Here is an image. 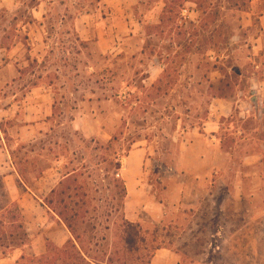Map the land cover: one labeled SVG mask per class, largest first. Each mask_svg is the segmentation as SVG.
Returning <instances> with one entry per match:
<instances>
[{
	"label": "rangeland",
	"instance_id": "374dc122",
	"mask_svg": "<svg viewBox=\"0 0 264 264\" xmlns=\"http://www.w3.org/2000/svg\"><path fill=\"white\" fill-rule=\"evenodd\" d=\"M164 2L0 0V46L16 52L0 71V108L22 106L0 111V233L24 223L37 238L0 248V264L46 253L52 243L42 234L63 222L60 211L97 254L117 246L128 218L125 173L136 160L135 186L150 207L138 213L142 243L131 264H264V192L252 188L240 208L234 203V181L253 171L244 153L264 132L231 150L223 136L230 154L202 135L216 97L227 99L235 122L240 109L251 125L264 122V0H179L171 13ZM31 87L37 114L24 122ZM204 158L222 170L213 181L222 173L223 187L210 198L206 177L182 207L191 168L206 166ZM12 167L15 180L6 178ZM62 191L78 205L66 210Z\"/></svg>",
	"mask_w": 264,
	"mask_h": 264
},
{
	"label": "crops",
	"instance_id": "0c3cea01",
	"mask_svg": "<svg viewBox=\"0 0 264 264\" xmlns=\"http://www.w3.org/2000/svg\"><path fill=\"white\" fill-rule=\"evenodd\" d=\"M37 11L38 9L36 7H33L31 12L35 13ZM2 39L5 40L4 38ZM13 53H16L13 51V49H9L6 46H0V71L8 70L7 69L8 66L12 63V61H14ZM3 79H5L3 76L0 77V85H6ZM262 82L261 80L258 81V84L260 85L259 86L260 89H263L261 88ZM35 90H36V87H31L28 91V94L25 96V99L23 100V104L25 106L24 107L25 112L21 114V117H22L21 121H24V122L31 121L33 117L36 116L37 114L39 98L33 99V97L31 96ZM29 96L31 98H29ZM253 97L255 98L254 101L252 100L253 105L255 108H257L258 100H260V97L252 96L251 99ZM216 98L218 102L215 104V110H212L214 111V114L211 112L210 116L203 124L204 132L202 133V135L210 136V140L214 142L213 146L216 145L218 147V149L217 148L216 149L219 150L220 153L230 154L229 150H231L232 146L234 147V145L238 146L239 140L245 141L246 139L249 141L250 140L249 137H251V140H254L255 136L264 132V122H262L261 125H257V124L255 126L251 125L250 117L246 116L248 112L245 113L244 111H242L239 105H237V107H239L240 110L238 111V115L236 116L237 124L235 125L236 122L234 121L231 107H229V103L227 102V99L218 98V97ZM17 104L18 103L10 104V105L6 104L5 106H2L0 108V111L8 112V111L14 110L16 107L18 108L22 107L21 104L19 106H17ZM80 121H81V118L79 119V117H76L72 122L79 123ZM223 136L229 137L231 139L229 150L224 149L222 147L223 144L221 142L222 141L221 139ZM259 142H256L257 149L255 151H249L247 153H244V157H243L242 165L244 167L253 169V171L249 173L251 177L248 178V177H238L237 176V181H234V203L235 205H237L238 208H240L239 206L242 204L243 199H246L248 191H250L252 188L256 192H259V191L264 192V166H263L264 164V140L262 139V141L260 140ZM194 149H196V147L191 146V153L194 151ZM138 153H141V152H138ZM137 157L138 159L139 157L141 158L142 154L134 155L133 158L130 154L128 158L136 159ZM201 161H203L206 164V166H201L199 169L197 168L195 170L191 168L192 169L191 174H192V177H194L193 178L194 184L192 183L191 187H184L182 189L183 191L182 199H180V201H182V205H181L182 207L191 205L190 202H188L189 201L188 199H191V198L194 199L196 196H198L197 195V192L199 191L198 188L199 186H202L203 181L207 179L206 177L211 176V181L207 182L208 183L207 187L209 188V191L212 192V193L208 192V196L210 198L213 199L214 197H216V194H215L216 190L218 191L221 187H223L224 182H223L222 173L220 174V179L222 180L213 181V175L218 174V172H221L222 170L216 167V163L210 161L209 159L204 158V159H201ZM137 164H138L137 160L130 163L128 165L127 172L126 173L124 172L125 177H126L125 178L126 180V197H125L126 204L125 206H126V211H127L126 215H128L126 217H128L127 218L128 221L132 223H135L138 220V213L140 211H143L146 208L150 207V201H149L148 196L145 195L139 189H137V187L135 186V180H137V177H138V174L136 173L138 170ZM12 168H13L12 171L16 174H14L11 171L10 175L6 176V178L15 180L16 179L15 175L18 176V173L14 167ZM197 172H201L200 175ZM124 173H122V175H124ZM67 177H69V174L68 175L66 174L65 178ZM248 197H251V196H248ZM196 202L198 204L200 200L198 199L196 200ZM210 202H212L211 199H210ZM45 207L49 209L47 206ZM40 214H42L41 217H44V214L42 212ZM49 224H50V227L52 228H50V230L48 231H44L42 234V238L45 240V243L49 241L52 243V245L56 247H62L72 238L71 233L69 232L68 228L59 218L57 220L50 221ZM23 225H24L27 237L30 239L29 241H31L30 237L32 236L29 234V230L25 227L24 223ZM36 225L37 227H40L42 224L41 222L38 221ZM35 238L36 237L34 236L32 237L34 241L37 240V238L36 239ZM33 242H31L32 245H34ZM25 246H27V244ZM11 251H14V250H11ZM45 251H46V247H45ZM159 251L160 253H162L163 250L160 249ZM8 254H9L8 256H11V253H8ZM39 255H42V254H39ZM5 259L6 258H4V260Z\"/></svg>",
	"mask_w": 264,
	"mask_h": 264
},
{
	"label": "trees",
	"instance_id": "16d2710c",
	"mask_svg": "<svg viewBox=\"0 0 264 264\" xmlns=\"http://www.w3.org/2000/svg\"><path fill=\"white\" fill-rule=\"evenodd\" d=\"M179 0H165L164 10L171 13L173 11L174 5H176ZM184 4V1L178 4V8ZM221 81V80H220ZM76 170L68 172L69 177L74 175ZM118 173V172H116ZM77 189H75L76 191ZM66 191L60 193L59 203L68 210V205L73 203L74 206L78 205L77 200H73V196L67 195L64 197ZM77 196V194L75 195ZM70 201V202H68ZM75 212V217L79 216L78 212ZM74 214V213H73ZM59 217L62 218L64 224L68 228L71 235H76L73 230L72 224L68 217L65 216L63 211L58 213ZM118 233L117 238L120 240L117 246H113L107 251L91 250L89 246L84 245L80 241V236L76 235L75 238L78 241L76 245L71 239L64 244L62 247H56L54 245H48L46 253L40 256H22L17 264H131L128 259L133 256L134 253L140 250L139 242L142 243L140 237L141 230L138 224L132 223L127 219L123 218L121 224L117 226ZM28 237L21 223L18 226V232H6L0 233V248L3 253L6 251H11L14 248H21L28 244ZM80 241V242H79Z\"/></svg>",
	"mask_w": 264,
	"mask_h": 264
},
{
	"label": "built area",
	"instance_id": "2783aa9c",
	"mask_svg": "<svg viewBox=\"0 0 264 264\" xmlns=\"http://www.w3.org/2000/svg\"><path fill=\"white\" fill-rule=\"evenodd\" d=\"M116 176L118 177V176H119V174H116Z\"/></svg>",
	"mask_w": 264,
	"mask_h": 264
},
{
	"label": "water",
	"instance_id": "95a60500",
	"mask_svg": "<svg viewBox=\"0 0 264 264\" xmlns=\"http://www.w3.org/2000/svg\"><path fill=\"white\" fill-rule=\"evenodd\" d=\"M254 99H255V98L253 97L252 100L254 101Z\"/></svg>",
	"mask_w": 264,
	"mask_h": 264
}]
</instances>
